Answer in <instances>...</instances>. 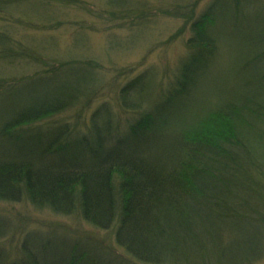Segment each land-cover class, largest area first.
I'll use <instances>...</instances> for the list:
<instances>
[{
    "label": "trees",
    "instance_id": "trees-1",
    "mask_svg": "<svg viewBox=\"0 0 264 264\" xmlns=\"http://www.w3.org/2000/svg\"><path fill=\"white\" fill-rule=\"evenodd\" d=\"M204 1L108 0L96 11L83 0H0V202L79 219L94 229L90 239L113 228L107 239L133 264L264 259V0ZM67 7L129 33L159 18L179 22L163 45L180 41L184 53L173 67L126 79L114 104L85 119L137 66L54 58L25 37L65 25L54 14ZM226 59L236 80L216 94L210 85ZM68 111L73 122L54 121ZM9 229L0 216V238ZM19 253L11 263L0 254V264H123L36 232Z\"/></svg>",
    "mask_w": 264,
    "mask_h": 264
},
{
    "label": "rangeland",
    "instance_id": "rangeland-1",
    "mask_svg": "<svg viewBox=\"0 0 264 264\" xmlns=\"http://www.w3.org/2000/svg\"><path fill=\"white\" fill-rule=\"evenodd\" d=\"M83 1L87 4L88 8L99 11L106 9L104 2L108 0ZM109 1L114 3L116 0ZM144 1L147 2L145 3L147 8L148 6H161L165 3V0ZM206 1L208 0L201 3V8L204 7ZM24 7L30 10L28 12H35L34 6L25 3ZM70 7L61 9V12L54 14L55 17L59 15V18L67 21L65 25L54 29L25 30L27 36H25L23 31H17H21L20 36L31 37L36 40L38 46H43L44 49L47 48V53L54 58L76 59V57H91L100 62L106 69L137 66L135 72L127 77L115 76L117 78L115 85H107L105 87L103 95L92 103L89 110L84 112L85 119L99 103L114 104L117 95L115 93L118 87L125 83L126 79L132 78L150 65H154L159 70L173 67L178 57L184 53V48L180 41L163 45L168 36L173 34L180 25L179 22L159 18L153 26H144L140 31L129 33L126 29H109L112 25L108 27L110 24L105 19H97L95 14L98 12L96 11L94 15H90L85 12L75 11L74 9H70ZM53 12L55 13V11ZM60 15H63V17ZM71 21L72 23H68ZM76 21H82V25L86 28L83 29L82 26L73 23ZM38 23L40 22L36 24ZM222 63L216 70L214 81L210 85L216 94L219 92L220 86L225 87L231 83L230 80H236L232 63L227 61V59ZM139 64L140 66H138ZM113 75V72L105 73L106 80L109 81ZM74 117V111H68L55 117L54 121L64 119L67 122H73ZM0 216L6 218L11 226L6 235L0 238V254L3 256L7 254V262L10 261L11 263L13 260H18L21 257L19 248L22 239L27 233L35 232L53 235L56 238L65 237L66 240L69 239L74 243L87 244L90 247L91 254L95 257H99L100 255L105 258L108 254H111L112 258L118 257L121 261L123 260L120 256L121 251L116 249L112 239L110 241L107 239L112 237L113 228L97 232L100 240L90 239L86 235L92 233L94 229L81 220L73 217L56 216L49 210H40L25 202H0ZM122 262L123 264H133L127 261V259H124ZM256 264H264V259L259 260Z\"/></svg>",
    "mask_w": 264,
    "mask_h": 264
}]
</instances>
